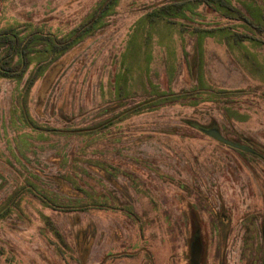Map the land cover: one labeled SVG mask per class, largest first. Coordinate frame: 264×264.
<instances>
[{
    "label": "rangeland",
    "instance_id": "1",
    "mask_svg": "<svg viewBox=\"0 0 264 264\" xmlns=\"http://www.w3.org/2000/svg\"><path fill=\"white\" fill-rule=\"evenodd\" d=\"M100 1L0 0V34L35 33L23 77L0 76V264H192L191 206L201 264L227 217V264H264V160L187 122L264 146V0Z\"/></svg>",
    "mask_w": 264,
    "mask_h": 264
},
{
    "label": "trees",
    "instance_id": "2",
    "mask_svg": "<svg viewBox=\"0 0 264 264\" xmlns=\"http://www.w3.org/2000/svg\"><path fill=\"white\" fill-rule=\"evenodd\" d=\"M115 1L116 0H101L99 2L100 14L105 13V11L108 9H112ZM188 1L189 0H178V2H176L177 4H174L175 8L179 9L177 11L180 12L181 11L180 8L183 5H185L186 2ZM196 1L198 3H203V4H208V5L216 4L219 7L226 8L230 11H233V12L236 11L235 8L231 4H229L227 0H196ZM170 7L172 8V6L164 5L161 8V10L158 13L157 12L156 13L160 17L167 16L168 14H172ZM108 13L109 12H107V14ZM233 16L234 15H231L230 17L235 18ZM235 19H243L247 21V18L243 15H239ZM20 31L22 30L21 29H16L12 31L5 30L0 34V49L1 48L3 49L2 55L0 56V76L1 77L21 79L30 65L31 53H33L34 51L32 43L35 42V38L33 37L35 33L33 32L34 34L32 36H30V34L21 36ZM204 32L210 33V32H213V30H210V29L204 30ZM75 41L76 40H74V37L65 38V39L62 37V38H56L55 41L54 40L49 41L50 47L44 51H46V53L49 55L48 60L50 61V65L53 63L51 61H53L57 55L67 51L70 47H72ZM64 65L65 63L63 62V60H59L58 62L54 63L50 67L48 66V68L45 71L46 72L44 75L45 82L42 87L44 86L48 87L49 86L47 83L48 79L56 76L60 72V69L64 67ZM193 71H196V67L194 63H193ZM48 89L49 87L47 88V90ZM187 122L195 126L198 129H201V127L210 128V127H213L214 125H217V122L215 120L211 123V125L207 127L203 126L202 124H199L198 122H194V121H187ZM251 147L256 150L255 153H251L247 151L245 152L244 150H242L241 152L247 153L254 157L255 156L261 157L264 160V146L257 142H253V145ZM1 214L3 213L2 212L0 213V217H2ZM187 217H188L189 224L191 225V235H190V240H189L190 251L193 254V250L197 248L196 246L197 243L200 242V245H201L200 255L197 261H194V262L195 264H201L203 262V257H204V252H205V238H204V233L202 229V221L200 219L198 212L195 211V209L192 206L189 207L187 210ZM226 221L227 223L221 226L222 228H220V231H219V235L222 233L221 235L222 240H220L218 243L219 264H227L225 250H226V243H227V239H228L229 231H230V218L227 217ZM263 241H264V234H263ZM89 243L91 246L92 244L91 241H89ZM77 250L79 252V255H81L80 249H78V246H77ZM89 251H90V248H88L87 251H85L84 253L85 258L83 261L80 259L81 264L86 263V260L89 255ZM192 264H193V260H192Z\"/></svg>",
    "mask_w": 264,
    "mask_h": 264
},
{
    "label": "water",
    "instance_id": "3",
    "mask_svg": "<svg viewBox=\"0 0 264 264\" xmlns=\"http://www.w3.org/2000/svg\"><path fill=\"white\" fill-rule=\"evenodd\" d=\"M201 130L205 133H207L208 135L212 136L214 139L220 141V142H223L224 144L226 145H229V146H232V147H235L237 149H240V150H244V151H248V152H251V153H255V151L247 146H244L242 144H239V143H236V142H233L232 140H229L227 138H225L218 129L216 128H213V127H210V128H201ZM199 244V245H198ZM197 248H195V250H193V254H192V257H193V264H195L194 261H197V259L199 258V255H200V251H201V245H200V242L197 243Z\"/></svg>",
    "mask_w": 264,
    "mask_h": 264
}]
</instances>
